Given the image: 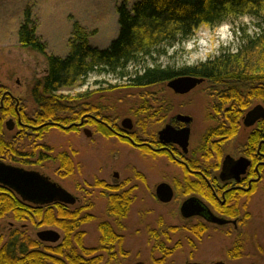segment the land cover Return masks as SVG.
<instances>
[{
  "label": "trees",
  "instance_id": "obj_1",
  "mask_svg": "<svg viewBox=\"0 0 264 264\" xmlns=\"http://www.w3.org/2000/svg\"><path fill=\"white\" fill-rule=\"evenodd\" d=\"M30 11L28 8L24 11L25 16L18 29V42L22 48L44 54L45 44L36 35V23ZM116 11L118 33L108 47L100 49L91 46L87 33L78 22H74L67 55H45L46 74L34 80L29 89V95L38 108V138L42 139L54 127L65 132L80 130L81 119L87 113L99 118L101 122L88 118L83 125L90 124L105 137L112 136L110 125L114 126L117 122L101 110L102 106L82 101L93 90L76 96L64 95L61 91L82 84L94 73L115 74L125 78L129 65L149 57L158 51L159 46H170L176 41L189 39L201 26H217L230 18L249 16L255 21L256 31L250 34L244 30L234 50L223 49L214 58L194 66L178 69L170 66L144 67L128 83L123 84L146 87L183 75L203 78L216 98L214 112L211 114L224 115L216 124L207 127L200 144L195 148L198 155L208 161L217 148L215 142H223V139L213 141L212 135L234 137L240 126L238 117L248 110L253 101L258 100L264 104V0H136L130 6L124 2ZM116 86L109 85L104 89L114 90ZM24 117L26 122H32L33 115ZM262 123L264 124V120ZM226 124L231 127L228 128ZM61 126L68 128L63 129ZM117 127L121 126L117 124ZM260 138L257 131L250 135L246 151L248 156H255ZM120 140L127 143L125 138ZM41 149L36 162L43 164L51 158L58 164L57 174L61 178H70L80 168L79 163L67 151L52 155V148L42 145ZM262 150L264 151V147ZM253 161L255 164L256 161ZM251 171L254 172L253 168ZM133 178L144 182L143 174L135 170L130 178L117 184H108L98 178L94 180L92 186L99 188L107 199L106 217L103 219L93 214L91 202L78 207L63 203L35 205L8 195L5 204L10 218L20 223L28 222L37 228H56L61 231L62 237L60 236L57 244H45L37 237H31L26 230L16 228L4 241L0 235V264H99L100 259L104 261L103 264L120 262L127 254L123 243L128 228L126 220L135 198L136 186L130 185ZM201 179V183L193 184L195 188L191 182H187L176 184V189L183 195L196 192L227 217L239 216L237 227L251 219L247 208L234 200L233 190L225 193V203L221 205L220 200L216 199L202 177ZM257 183L253 184L249 192H241V195H248ZM78 187L82 188L80 185ZM217 195L220 196L221 193ZM20 201L23 203L22 209H18ZM91 222H95L99 237L96 244L87 245V234L83 226ZM208 230V225L201 222L171 225L159 221L157 225L149 226L146 230L148 240L150 243L154 241L153 248L158 249L160 254L159 257L153 256V264H163L175 249L182 247L180 241L166 246L164 241L169 242L172 235L184 231L200 242ZM242 235L245 233L239 232L228 250V257L232 260L244 255ZM188 244L195 247L192 238ZM107 245L113 246L108 248L109 256L103 250ZM115 245H118L117 250L114 249ZM86 258H89V263H86Z\"/></svg>",
  "mask_w": 264,
  "mask_h": 264
},
{
  "label": "rangeland",
  "instance_id": "obj_2",
  "mask_svg": "<svg viewBox=\"0 0 264 264\" xmlns=\"http://www.w3.org/2000/svg\"><path fill=\"white\" fill-rule=\"evenodd\" d=\"M134 1L136 0H0V78L7 80L10 88L25 98L29 115L33 113V109L37 108L28 95L31 83L46 74L45 55L59 57L67 55L73 23L78 22L84 29L91 46L106 48L118 33L117 7L124 2L130 6ZM26 8L31 10L32 19L36 23V35L45 44L44 54L22 48L18 42V29L24 19ZM241 17L230 18L223 22L232 25L229 29L231 39L218 33V27L223 23L206 28L201 26L191 38L176 41L170 46L161 45L157 48L158 51L149 57L129 65L126 69L128 75L125 78L115 74L94 73L90 74L82 84L63 89L61 93L76 96L93 90L92 93L85 95L82 101L87 100L99 107L102 106L101 110L119 125L120 121L128 116L133 117L134 110L143 106L146 100L154 107L167 97L169 101L167 105L172 107L173 113L180 112L193 117L191 129L194 135L191 138V147H195L204 130L209 125L216 124V120L209 118L214 112L213 105L216 103V98L209 91L207 82L181 95H175L163 82L146 87L123 84L128 83L135 73L140 72L144 67L170 66L178 69L194 66L214 58L223 49L234 50L244 30L250 34L256 31L253 18L248 16L249 22L243 23L240 20ZM186 44L190 47H185ZM213 44L217 47L201 59L199 54ZM109 85H117V88L104 89ZM258 103L262 102L253 101L248 109ZM133 118L135 120V117ZM91 128L94 130L93 127ZM94 131L92 137H87L81 130L65 132L54 127L46 132L42 139H39L40 146L52 148L50 151L52 155L67 151L79 163L80 168L70 178L58 176V164L51 158L43 164H38L34 160L25 164L77 196L78 202L71 207H78L88 202L93 203V214L100 219L106 217L107 199L99 188L92 186L94 180L98 178L108 184H117L130 178L133 170L143 174L144 182L133 178L130 183L136 187L134 202L126 220L128 228L125 231L123 246L127 254L116 264H137L138 262L153 264V256L159 257L160 254L158 249L153 248L154 241L150 243L148 240L147 228L157 225L159 221L171 225L186 224L179 213L180 202L187 197L186 195L178 193V196H173L168 203L160 202L155 196L156 186L163 181L169 183L174 175H178L179 169L172 163H169L170 167H167V161L164 158L153 159L126 143H119L116 139L109 140L96 130ZM243 134H246L245 130L236 140H231L228 147L229 153L231 149L240 145L238 142L242 140ZM24 145L25 152H30L34 148L33 144L30 145L28 142ZM239 204L244 205L250 212L251 219L248 222L238 226L237 229L230 225L221 227L208 225L209 230L200 242L188 232L174 234L169 242L164 241L166 246H172L176 241H180L182 247L175 249L171 257L163 264L189 262L210 264L218 261L224 264H264V176L252 192L241 198ZM10 221V218L1 221L0 231L7 230ZM192 222L190 223L193 224ZM24 224L25 230L31 237H36L37 231L43 229H55L62 237L61 231L56 228H37L28 222ZM83 229L87 234L85 243L96 244L99 233L95 222L84 225ZM239 232L245 233L242 235L244 255L232 260L228 257V250ZM191 238L195 241V247L188 244ZM163 240L166 239L163 238ZM45 244L50 243L45 242Z\"/></svg>",
  "mask_w": 264,
  "mask_h": 264
},
{
  "label": "flooded vegetation",
  "instance_id": "obj_3",
  "mask_svg": "<svg viewBox=\"0 0 264 264\" xmlns=\"http://www.w3.org/2000/svg\"><path fill=\"white\" fill-rule=\"evenodd\" d=\"M167 82H165L166 87ZM204 82L205 81L203 79L202 83ZM16 84L18 85V81L16 82ZM172 92L175 95H181L175 93L174 91ZM29 94L30 93H28V95ZM161 101L162 104L160 103L158 106L153 107L148 102V100H146L143 106L137 107L134 110V114L132 115L133 117H135V120H133V117L128 116V118L131 120V126L129 128L124 127L122 125L123 120H121V127H117V124L114 126L110 125L113 132L112 136L105 137L98 131L97 132L103 137L109 138V140L116 139V141H119V143L123 142L120 140V138H125L127 140L126 144L139 150L143 155L153 157V159L164 158L167 161V167H170L169 163L176 165V168L179 169V176L174 175V177H172L171 180H169L170 182L168 183L173 189L174 197L178 196L179 193V191L176 189V184L181 185L182 183L191 182L192 187L195 188L193 184L196 182L201 183L202 177L209 189L212 190V194L215 195L217 200H220L221 205H224L225 203V193L232 190L235 192L234 200L237 201V203H240V200L243 197L241 195V192L245 194L249 192L253 188V184H256L264 176V151L262 150V147H264V124L262 123V121L264 120V118L256 121L252 126H245L243 124V119L246 112L251 109L250 108L245 111L241 117H238L237 120L238 124L240 123V126L237 129V133L234 137L231 138L227 135L216 137V135H212V137H214L213 141L223 139V142H215V146L217 148L213 152L214 155H211L210 159H208L207 161L206 159L201 158L198 155V150L195 149L200 143H198L195 147H191V138L194 135V131L191 129L193 117L185 113H173L172 107H169L167 105L169 103L167 97L163 98ZM25 104V98L21 96V94L16 93L13 89H11L7 80H3L0 78V163L17 168L33 170L31 168H28L25 163H28L31 160H34L36 162L41 151V146L39 144L40 138H38V130L40 128V125L36 124L38 121L36 116L38 108H35V110L33 109L32 111V122H26V118L24 116L29 114L26 110ZM260 105L264 107V104L261 103ZM181 116L190 117V122L186 123L180 118ZM223 116L224 115L217 116V114H211L209 118L216 120L217 123V120H220V117ZM88 118H92L97 122L101 121L99 118L88 113L84 115L83 119H81L82 125L80 126V130L84 133V129H88L91 133L90 137H92L96 128L90 124L83 125L84 121L89 120ZM166 126H171L175 131H179L186 126L189 127V138L186 151H184L182 147L179 146V144L175 142H166L160 137V131ZM226 126L228 128L231 127L230 124H226ZM91 127H93L94 130ZM243 130L246 131V134H243L244 136L242 137L241 141H237L240 145L236 146V148L231 149L232 151H230L231 153H229L228 147L231 143V140H236L237 137H240V134ZM255 131L260 133L261 138L259 139L255 156L250 157L247 155L246 151L250 135ZM203 134L199 137L200 140ZM25 142H28V144L30 145L33 144L34 148H32L30 152L24 151ZM226 147L227 150H225ZM226 157H230L233 160L244 158L249 161V165L246 168L245 172L240 174L238 179H221L220 173ZM253 160L256 161L255 164H253ZM252 168L254 172L251 171ZM161 183L167 182L163 181ZM218 193H221V195H217ZM8 195H12L22 201L21 197L12 188L0 183V201L2 203V208L0 209V224L1 221L10 218L8 217L9 214L6 208L7 205L5 204V200L8 199ZM186 196L187 197L182 199V201L180 202V206L184 200L192 197L195 198L204 207V210L200 212V214L194 215L193 217L185 219L180 215L186 223L194 221L192 222L193 224L201 222L207 225H215L217 227L230 225L234 229H237L239 216L238 218L227 217V215H224L222 212L217 210L208 200H206V198L197 194L196 192H192L191 194H187ZM75 197L76 202L73 205H76V203L78 202V197ZM21 201L20 204H18V209L23 208V203ZM212 216L224 218L228 221V223L221 226L214 224L211 222ZM10 219L11 221L9 228L5 231H0V235L3 236V241L6 240L9 234L13 233L16 228H19L20 231L26 229L24 223L17 222L13 218ZM58 242L59 240L54 244ZM110 247L113 248V246L111 245L103 247V250L107 252V256L110 255L108 250V248ZM114 249L117 250L118 245H115ZM100 255H103V253H101ZM86 263H89V258H86ZM98 263L103 264L104 261L100 259Z\"/></svg>",
  "mask_w": 264,
  "mask_h": 264
},
{
  "label": "water",
  "instance_id": "obj_4",
  "mask_svg": "<svg viewBox=\"0 0 264 264\" xmlns=\"http://www.w3.org/2000/svg\"><path fill=\"white\" fill-rule=\"evenodd\" d=\"M202 82L203 78L183 75L169 80L167 87L177 94H186ZM180 118L186 123H189L191 120L188 116H181ZM263 118L264 107L258 104L246 112L243 124L245 126H252L256 121ZM122 125L129 128L131 120L129 118L123 119ZM61 128L67 129L68 127L61 126ZM84 133L87 137L91 135L88 129H84ZM159 135L166 142H175L186 151L189 138L188 126L179 131H175L171 126H166L160 131ZM248 165L249 161L244 158L233 160L230 157H226L222 165L220 177L221 179H238L239 175L245 172ZM0 183L12 188L23 201L31 204L48 205L63 203L73 205L76 202V197L72 193L35 170L22 169L0 163ZM155 196L160 202L168 203L172 200L174 192L168 183H160L156 187ZM203 210L204 207L195 198L190 197L182 202L180 215L186 219L200 214ZM211 222L220 226L228 223L226 219L217 216H212ZM36 236L40 241L48 243H55L60 239V234L54 229L40 230L36 233ZM187 264L200 263L189 262ZM210 264H224V262L218 261Z\"/></svg>",
  "mask_w": 264,
  "mask_h": 264
},
{
  "label": "clouds",
  "instance_id": "obj_5",
  "mask_svg": "<svg viewBox=\"0 0 264 264\" xmlns=\"http://www.w3.org/2000/svg\"><path fill=\"white\" fill-rule=\"evenodd\" d=\"M240 20H241V22H243V23H248L249 20H250V18H249L248 16H242V17L240 18ZM203 27L206 28L207 26L204 25ZM231 27H232L231 24H229V23H223V24L219 25V27H218V33H222V34H224V36L227 37V39H231V33L229 32V29H230ZM185 47H190V45H189V44H186ZM216 47H217V46H216L215 44H213L210 48H205V49L203 50V52L199 54V56L201 57V59L205 58V56H206L209 52H211L214 48H216ZM190 62H191V61H189V63H190Z\"/></svg>",
  "mask_w": 264,
  "mask_h": 264
}]
</instances>
